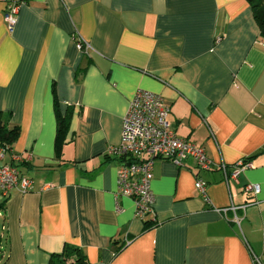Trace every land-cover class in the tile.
Segmentation results:
<instances>
[{"label": "crops", "instance_id": "0c3cea01", "mask_svg": "<svg viewBox=\"0 0 264 264\" xmlns=\"http://www.w3.org/2000/svg\"><path fill=\"white\" fill-rule=\"evenodd\" d=\"M8 2L22 3L12 32ZM140 90L215 165L249 160L240 184L158 159L154 214L137 218L109 151ZM55 100L72 113L59 154ZM0 112L19 129L0 166L33 181L0 188V264H52L67 247L88 264H264V38L247 0H0Z\"/></svg>", "mask_w": 264, "mask_h": 264}, {"label": "built area", "instance_id": "2783aa9c", "mask_svg": "<svg viewBox=\"0 0 264 264\" xmlns=\"http://www.w3.org/2000/svg\"><path fill=\"white\" fill-rule=\"evenodd\" d=\"M21 7L22 3L18 2L7 4L5 21L10 32L16 26ZM73 39L80 51L88 50L89 45L78 33L73 35ZM170 114L171 108L163 97L146 90L138 91L130 101L123 120L121 143L109 151L110 156L121 160L117 174L116 197L132 199L136 216L141 220L154 214L155 194L152 183L154 164L158 159L169 161L179 168L186 167L187 161L192 159L199 171H210L217 167L222 171L227 185L231 182L240 184L241 175L253 167L249 160H242L230 169L225 164L215 165L203 148L176 136L169 120ZM6 154L7 149L0 146V159H4ZM32 184L33 181L25 177L14 164L0 166V188L5 197L14 189L26 193L32 188ZM195 187L208 201L207 183L197 178ZM244 191L257 196L260 187L247 184ZM245 208L246 206L239 208L232 205L229 209L221 211L226 214L229 210L236 212ZM235 222L239 223L237 217Z\"/></svg>", "mask_w": 264, "mask_h": 264}, {"label": "trees", "instance_id": "16d2710c", "mask_svg": "<svg viewBox=\"0 0 264 264\" xmlns=\"http://www.w3.org/2000/svg\"><path fill=\"white\" fill-rule=\"evenodd\" d=\"M254 14V18L261 30V36L264 38V0H247ZM55 108L57 114V137L56 151L60 153L61 147L64 144L67 134L70 129L72 113L63 114L60 110L59 103L55 100ZM1 115V112H0ZM19 135L17 127L8 128L6 124L0 121V146L7 149V153L11 152V145L16 141ZM8 199L0 205V213L5 212V207ZM88 264L85 255L77 247H67L63 254L58 256L52 264Z\"/></svg>", "mask_w": 264, "mask_h": 264}, {"label": "rangeland", "instance_id": "374dc122", "mask_svg": "<svg viewBox=\"0 0 264 264\" xmlns=\"http://www.w3.org/2000/svg\"><path fill=\"white\" fill-rule=\"evenodd\" d=\"M0 235H1V231H0Z\"/></svg>", "mask_w": 264, "mask_h": 264}]
</instances>
